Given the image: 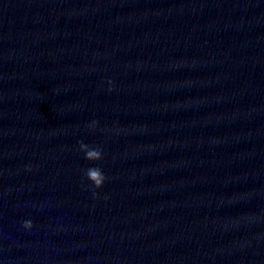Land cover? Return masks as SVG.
<instances>
[{
    "label": "water",
    "instance_id": "1",
    "mask_svg": "<svg viewBox=\"0 0 264 264\" xmlns=\"http://www.w3.org/2000/svg\"><path fill=\"white\" fill-rule=\"evenodd\" d=\"M0 264H264V0H0Z\"/></svg>",
    "mask_w": 264,
    "mask_h": 264
}]
</instances>
